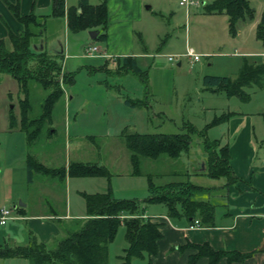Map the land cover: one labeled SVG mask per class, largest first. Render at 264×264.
<instances>
[{"label":"rangeland","instance_id":"obj_1","mask_svg":"<svg viewBox=\"0 0 264 264\" xmlns=\"http://www.w3.org/2000/svg\"><path fill=\"white\" fill-rule=\"evenodd\" d=\"M79 1L65 0V3L77 6ZM86 1L98 3V0ZM144 1L139 20L135 22V28L141 33L137 32L140 36L136 34L135 38L138 46L145 45L152 54L139 61L141 74L130 69L125 71L111 60L86 57L81 44L88 40L91 29L73 32L67 28L63 17L51 16L49 9L34 11H42L43 15L39 16L43 33L35 38L37 46L44 39L41 42L45 50L56 49L47 41L49 36L56 35V41L60 39L66 51L80 55L72 58L56 54L57 60L63 63L62 70L73 71L74 79L63 85L64 95L54 102L50 120L42 122L38 135L30 141L19 122V104L25 93L16 79L0 73V149H3L0 150V190L10 198L4 201L5 196L0 195V204L11 210L7 227L0 224V250L20 244L25 223L14 216L21 215V209L39 213L49 212L52 208L63 215L67 203H70L68 211L71 214L85 212L84 197L78 191L95 193L110 189L117 198L138 200L148 215L166 208L163 204L155 208L154 204L145 201L150 195L148 176L155 184H200L204 191L195 196L211 203L222 198L224 188L219 184L224 180L223 176L213 178L200 171L207 164V151L203 146L205 138L223 143L228 133L227 124L226 121L207 124L233 105L246 103L240 102L236 95L227 97L222 90H210L202 78L204 75L234 76L245 57L231 54L236 44L228 31L224 11L207 13L203 10L202 3L211 0H197L199 4L190 6L187 14L179 0ZM249 2L261 12L262 0ZM147 5L150 7L146 9ZM241 22L238 20L237 29ZM154 25L162 26V29L154 28ZM95 40L101 45L100 40ZM188 47L200 55L199 60L191 62V58L185 55ZM56 50L60 52V49ZM169 55L172 59H168ZM260 88L254 84L244 87L252 98L249 106L258 103ZM27 91L28 115L37 117L47 91L34 79H29ZM125 98L132 99L134 104L125 103ZM10 115L16 120V125L11 128ZM259 120L255 119L254 133L264 136L263 124ZM133 132L183 133L188 136L189 145L177 157L140 156L139 171L134 174L129 151L122 139L123 134ZM257 146L264 145L258 142ZM27 154L47 167L58 169L66 167L69 162L96 163L103 165L110 175H66L67 179L66 176L63 179L35 172L28 177ZM194 172L200 174L195 176ZM20 202L27 203V206L19 205ZM72 221L73 218H63L54 219L52 223L65 232L75 230ZM46 244L51 247L54 242ZM126 246L125 227L120 224L108 244L107 264H120ZM0 264L30 262L25 257L0 255ZM130 264H149L148 257H133Z\"/></svg>","mask_w":264,"mask_h":264},{"label":"trees","instance_id":"obj_2","mask_svg":"<svg viewBox=\"0 0 264 264\" xmlns=\"http://www.w3.org/2000/svg\"><path fill=\"white\" fill-rule=\"evenodd\" d=\"M53 17H65L66 25L70 31L94 29L97 32L96 39L102 38L106 25L105 1L90 4L86 0H80L77 6L66 5L65 0H50ZM264 3V0H262ZM203 10L210 12H223L227 15V28L232 36L237 33V22L251 21L254 18L255 8L249 0H211L202 3ZM8 6L16 19L22 24L19 33L9 32L7 39L0 38V73H5L16 79L25 93L24 99L20 100V128L25 131L27 139H34L45 120H50L52 107L60 97L64 95L63 85L73 82V71L62 70V63L57 60L56 53L44 49L41 41L37 46L36 37H40L43 31L42 22L34 12L20 14L18 3L8 2ZM255 36L264 43V6L260 18L255 27ZM40 40V39H39ZM42 45V47H41ZM127 61L134 72L141 74L142 71L136 66L133 59ZM126 64V63H125ZM29 79H34L47 91L42 101L41 113L37 117H29L30 108L27 100V84ZM204 85L211 89L225 92L227 96L236 95L242 101L249 98L245 86H264V62H248L242 59L241 65L234 76L228 75H204ZM127 104L134 101L125 98ZM264 123V110L261 112ZM230 113L222 112L216 115L207 124L214 125L226 121ZM16 125L13 115L9 116L10 128ZM122 139L129 151V159L133 167V173L139 169V158L145 156L157 158L160 155L177 157L182 150L188 148L189 138L185 134H149L129 133L123 134ZM264 143V138H263ZM207 151V164L201 170L210 177H229L230 167L228 164V152L226 144L220 145L218 139L203 142ZM205 164V163H204ZM26 167L28 177L35 172L55 175L65 178L68 176H106L108 170L96 163L69 162L66 167L60 169L47 167L33 156L27 154ZM148 188L150 195L145 198L148 203L165 205L167 215L173 217H185L189 223L197 219L204 225H212L214 218V204L209 200L195 196L204 187L195 183L166 182L155 184L148 176ZM84 197L86 219L82 225L76 226L65 236L55 239L54 245L48 247L46 243L30 235L24 245H15L0 250V255L25 257L30 264H107L108 244L113 240L115 232L120 224L125 227V239L127 246L124 254L120 256V264H130L133 257H149L156 254L157 241L161 237L159 222L149 216H145L143 208L138 200L117 198L108 189L104 192L86 193L80 192ZM196 249L188 258L187 264H195L198 257L206 256L208 264H216L220 257L225 256L228 262L241 260L246 254L237 251L214 250L207 242L190 243Z\"/></svg>","mask_w":264,"mask_h":264},{"label":"crops","instance_id":"obj_3","mask_svg":"<svg viewBox=\"0 0 264 264\" xmlns=\"http://www.w3.org/2000/svg\"><path fill=\"white\" fill-rule=\"evenodd\" d=\"M101 1H105L106 6L105 35L98 39L101 45L96 43V32L94 37L90 36L86 42H82L81 49L85 52L86 46L95 45L97 47L96 53L94 55L85 53L86 57L111 60L112 63H117L119 66L122 64L129 66L127 61L131 62L130 58H132L136 66L141 68L139 61L152 54L146 49L145 45L138 46L135 38L136 34L140 36L138 33H141L140 29L135 28V22L139 20L141 7L145 1L98 0L97 2ZM8 2L18 3L19 12L22 15L45 9H49V14L51 12L50 0H0V38L4 39H7L9 32L19 33L23 27L12 13ZM149 7L150 5H147L146 9ZM41 12H34V14L43 16ZM260 15L261 12L255 10L254 18L251 21L240 23L236 35L232 37L236 49L233 52L231 51V54L245 57L249 61L264 62V43L255 36V27ZM63 19L66 24L65 17ZM154 28L162 29V26L154 25ZM55 36H49L47 41L52 47L60 49V52L53 48L50 52L62 53L63 56L69 55L72 58L80 55L66 51L65 45L59 42V38L56 41ZM43 40L41 41L43 42ZM56 42H59V44L54 46ZM81 56L83 55L81 54ZM124 69L126 71L129 67H124ZM1 75L6 76L7 74L2 73ZM210 90L216 91L218 89ZM260 92L258 103L254 102L253 106L248 105L252 98H248L246 101L239 99L240 102L246 104L233 105V108H228L225 111L230 113L225 122L228 133L223 143L220 144H226L227 146L230 176L223 177L224 180L219 184L224 188V193L220 200L216 199L213 203L214 218L212 225H204L199 222L196 225L189 223L183 216H168L166 208L159 211L160 213L152 215H148L147 211H144L145 216L159 222L161 231V237L157 241L156 254L151 257L144 254L141 257H148L149 264H187L189 256L196 252V249L190 243L203 242H207L214 250L237 251L246 254L241 260L235 259L230 262L225 256H222L216 264H264V146L261 148L257 146L258 142L264 145L262 141L264 136H256L254 133L255 119H261L259 121L262 122L264 129L261 115L264 110V86L260 88ZM0 150L3 151V149ZM198 174L196 172L195 176ZM202 191L199 193H202ZM1 192L0 190V195L5 196L4 201L10 200L6 194H1ZM69 204L67 203V211L63 215L58 214L52 208L49 209V212L39 213L27 212L21 209V215L14 216L16 220L25 223L22 231L23 237L18 245L26 244L30 235H34L37 240L44 243L65 236L69 230L60 231L52 223L54 219L73 218L74 221L72 222H74L75 227L82 225L86 219V212L71 214L68 211L70 210ZM152 204L155 208H159V203ZM21 206L26 207L27 203H23ZM1 207L3 206L0 204ZM1 225L7 227V220ZM195 264H208V259L206 256H200Z\"/></svg>","mask_w":264,"mask_h":264},{"label":"built area","instance_id":"obj_4","mask_svg":"<svg viewBox=\"0 0 264 264\" xmlns=\"http://www.w3.org/2000/svg\"><path fill=\"white\" fill-rule=\"evenodd\" d=\"M179 4L185 6V8L187 9L188 6L190 5H194V4H199V2L197 0H179ZM97 51V47L95 45H89L86 46L85 48V53L86 54H95ZM185 55L189 56L191 58V62H195L197 60H199L200 55L196 52H194V50L191 47H188ZM168 59H172V56H168ZM264 162V160H263ZM11 210L10 208L7 207H1L0 208V224H4L6 222V220L10 217ZM194 224L198 225V220L195 219L194 220Z\"/></svg>","mask_w":264,"mask_h":264},{"label":"water","instance_id":"obj_5","mask_svg":"<svg viewBox=\"0 0 264 264\" xmlns=\"http://www.w3.org/2000/svg\"><path fill=\"white\" fill-rule=\"evenodd\" d=\"M89 34H90L91 37H94L96 35V31L91 29V30H89ZM41 47H42V45H41ZM19 205H23V203L20 202Z\"/></svg>","mask_w":264,"mask_h":264}]
</instances>
